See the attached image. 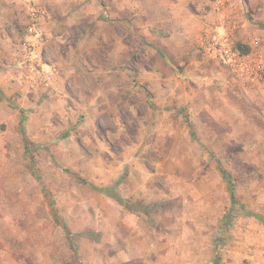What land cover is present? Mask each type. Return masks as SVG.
<instances>
[{
    "label": "rangeland",
    "instance_id": "obj_1",
    "mask_svg": "<svg viewBox=\"0 0 264 264\" xmlns=\"http://www.w3.org/2000/svg\"><path fill=\"white\" fill-rule=\"evenodd\" d=\"M161 1L0 0V264H264V0Z\"/></svg>",
    "mask_w": 264,
    "mask_h": 264
},
{
    "label": "built area",
    "instance_id": "obj_2",
    "mask_svg": "<svg viewBox=\"0 0 264 264\" xmlns=\"http://www.w3.org/2000/svg\"><path fill=\"white\" fill-rule=\"evenodd\" d=\"M229 2L230 0H217L215 5V11L219 14V18L222 19V24L229 20ZM30 18H31V31L36 33H41L42 19L46 15L45 10H37L35 8H30ZM219 27H217V30ZM205 41L202 43V47L205 48L207 54L210 53L211 57L222 62L227 67L231 68L237 75L241 77H246L248 79H255L261 68V61H256L251 59L250 64L246 63V58L234 49L233 42L227 35L216 36L212 34L209 30L203 38Z\"/></svg>",
    "mask_w": 264,
    "mask_h": 264
},
{
    "label": "crops",
    "instance_id": "obj_3",
    "mask_svg": "<svg viewBox=\"0 0 264 264\" xmlns=\"http://www.w3.org/2000/svg\"><path fill=\"white\" fill-rule=\"evenodd\" d=\"M83 0H80V2ZM79 2V3H80ZM194 0H169L168 2L162 0L160 5H167L170 8V14L173 17V27L171 33H166L164 31L159 32V39L164 47L169 48L171 53L176 56L179 61V47L184 48V52H191V47L195 45V35L192 34V28H188L190 22L196 23L197 18L200 14H197L193 4ZM238 3V0H236ZM161 5V6H162ZM201 26V24H199ZM197 26V25H196ZM200 29V27H199ZM92 105L91 109L92 110ZM127 177H124L126 179ZM118 197V196H117ZM119 198V197H118ZM138 243V240H135Z\"/></svg>",
    "mask_w": 264,
    "mask_h": 264
},
{
    "label": "trees",
    "instance_id": "obj_4",
    "mask_svg": "<svg viewBox=\"0 0 264 264\" xmlns=\"http://www.w3.org/2000/svg\"><path fill=\"white\" fill-rule=\"evenodd\" d=\"M235 50L239 51L241 54H248L249 51H250V47L249 46H245L242 43H237L236 47H235Z\"/></svg>",
    "mask_w": 264,
    "mask_h": 264
}]
</instances>
